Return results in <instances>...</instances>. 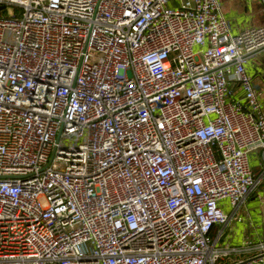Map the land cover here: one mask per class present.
<instances>
[{"label": "built area", "instance_id": "2783aa9c", "mask_svg": "<svg viewBox=\"0 0 264 264\" xmlns=\"http://www.w3.org/2000/svg\"><path fill=\"white\" fill-rule=\"evenodd\" d=\"M257 52L219 0H0V264H264L210 237L258 183Z\"/></svg>", "mask_w": 264, "mask_h": 264}, {"label": "crops", "instance_id": "0c3cea01", "mask_svg": "<svg viewBox=\"0 0 264 264\" xmlns=\"http://www.w3.org/2000/svg\"><path fill=\"white\" fill-rule=\"evenodd\" d=\"M255 6H258L261 11L263 10L261 0H242L240 10L243 15L242 22L245 25L264 24V20L254 15ZM231 25L234 30L243 27L234 20L231 21ZM246 69L251 76L256 77L257 80L254 81L258 82V86L262 90H259V94L264 104V52H257L252 55L246 64ZM237 93L238 96L242 94L239 89ZM248 158L258 183L236 208H231L227 199L219 201L222 210L230 217L225 225L220 226V229L223 230L220 240L228 245H231V242L238 244L239 242L244 243L247 241L250 243V247L255 248L260 243L264 245V201L262 200L264 199V153H262L261 149H255L249 153ZM254 254H256L254 251L239 252L223 258L222 262L230 263Z\"/></svg>", "mask_w": 264, "mask_h": 264}, {"label": "rangeland", "instance_id": "374dc122", "mask_svg": "<svg viewBox=\"0 0 264 264\" xmlns=\"http://www.w3.org/2000/svg\"><path fill=\"white\" fill-rule=\"evenodd\" d=\"M219 3H220V6H221L223 15H225V17H226L228 26L230 28V32L232 34L233 33L234 34L238 33L245 26H248V25H245V23L242 22V16L243 15L241 14V10H240V8L242 7V0H219ZM172 6L175 7L174 4H172ZM7 11H11V9H8ZM262 11L260 10V8L258 6L254 7V15H256L259 18H261L262 20H264V11H263V13H262ZM232 20L236 21L237 24L240 23V25H242L243 27H241V28H239L237 30H234V28H232V25H231V21ZM260 78L262 79V77H260ZM254 80H257L256 77L251 76V81H252V84L255 87V89L258 92L262 91L261 88H259V86H258V82L256 83V81H254ZM259 101H260V104L262 105V108H263V111H264V104H263V101H262L260 95H259ZM262 200L264 201V199H262ZM219 229H220L219 226H215V227L212 228V231L210 233V237H211L212 240H214L216 238V236L218 235V233L220 231ZM223 245H224L223 241L220 240L216 244V247L218 248V247L223 246ZM229 246L238 248V246H243V243L239 242L238 244H235V243L231 242V245H229Z\"/></svg>", "mask_w": 264, "mask_h": 264}]
</instances>
